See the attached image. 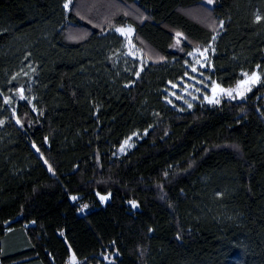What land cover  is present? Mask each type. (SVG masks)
I'll use <instances>...</instances> for the list:
<instances>
[{
  "label": "trees",
  "instance_id": "1",
  "mask_svg": "<svg viewBox=\"0 0 264 264\" xmlns=\"http://www.w3.org/2000/svg\"><path fill=\"white\" fill-rule=\"evenodd\" d=\"M64 3L0 0V264H264V0ZM127 25L144 60L132 75L111 34ZM213 36L210 77L233 88L259 71L261 84L168 107L187 53ZM29 66L11 114L2 95Z\"/></svg>",
  "mask_w": 264,
  "mask_h": 264
},
{
  "label": "rangeland",
  "instance_id": "2",
  "mask_svg": "<svg viewBox=\"0 0 264 264\" xmlns=\"http://www.w3.org/2000/svg\"><path fill=\"white\" fill-rule=\"evenodd\" d=\"M127 26H125L124 28H127ZM115 29L116 28L112 29L111 34L119 37L122 41L119 48L114 51L117 67L119 68V70L127 73V75H132L134 72L139 73L142 69V66L144 65V60L141 51L135 46L133 42L134 31L132 32L130 37L131 44H129L128 38H126L121 33L116 32ZM216 38L217 36L215 37V40H212V43L207 46L208 51L203 55L196 53V55L194 56H187L185 65L186 74L184 75V77L181 80L177 81L175 84H169L167 86V89L163 91V102L168 107L180 112H187L191 111L196 105L217 107L220 106V104H222V102L225 100L239 102L245 100V98L261 84L262 75L259 71H255L259 78L254 83L250 84V90L245 91L242 96L234 94V98H232L226 95L219 94L216 96V98L219 99V103H208V101L204 99L205 96H213L211 92V85L214 80L210 77V73L213 71L212 58L215 54L214 43L216 41ZM195 49H193L192 51L194 52ZM200 49L201 51H203L204 48ZM205 60L207 61V63H204ZM196 61H199V63H196ZM192 66L196 67V72L192 71ZM20 73L21 74L14 76L12 78L13 81H10L9 84H11V86H18V84L21 83L22 85L19 89H23V97L25 98L21 99V93L19 92V89L17 91L11 90V92H5L2 95L3 105L6 106L7 110L11 114L14 113L19 101L29 100V95L25 93V89L28 86V83L32 80L33 68H31L30 66L26 67ZM249 76H251V74H249ZM197 89H199V91H197ZM169 101H171V103ZM188 103H191L192 107H188ZM143 135L144 134H142L141 136L140 134H134L124 140L121 143L120 147L117 148V156L120 157L128 154L135 147L137 142L140 140V137H142ZM125 141H127V143H125ZM121 148H123V150H121ZM102 196H107L104 201H101L99 199L102 206H105L110 201L111 196ZM71 200L74 201L72 198ZM135 207L133 206V208ZM84 212L85 210H82L80 211V214L83 215ZM72 255L73 253L71 252L70 257ZM70 257L68 258L67 264H70ZM106 263L110 264L109 260H107ZM74 264H78L77 259H75Z\"/></svg>",
  "mask_w": 264,
  "mask_h": 264
},
{
  "label": "snow or ice",
  "instance_id": "3",
  "mask_svg": "<svg viewBox=\"0 0 264 264\" xmlns=\"http://www.w3.org/2000/svg\"><path fill=\"white\" fill-rule=\"evenodd\" d=\"M207 2L209 4H211V3H213V0H207ZM70 5H71V0H65V3L63 4V8L66 9V10H72L70 8ZM76 14L79 15V12L77 11ZM81 18L83 19L84 17H81ZM261 19H264V18H262L260 15H257L255 17V20L257 22H259ZM221 25H222V22H221ZM115 31L118 32V33H121L126 38H128V42H129V44H131L130 37H131L132 32L134 31V29L132 28L131 25H128L127 28L117 27L115 29ZM181 35L182 34L179 33V32L176 33L177 37H180ZM212 39L215 40V36H213ZM178 43H179V40H177V44ZM207 51H208L207 47H205L203 49V51H201V49L199 47H197L194 52L190 51V52L187 53V55L194 56V55H196V53H199L200 55H203ZM160 59H163V57H160ZM196 63H199V61H196ZM204 63H207V61L205 60ZM257 67H259V66H257ZM192 71L193 72L197 71L195 66H192ZM242 75L244 76V79L238 80L236 82L235 88H231V87L230 88H223L220 84H217L215 81H213L212 85H211V92H212L213 96L212 97L205 96L204 99H206L208 101V103H219V99L216 98V96L219 95V94L226 95V96H229V97H232V98H234V94L242 96L245 91L250 90V87H249L250 84L254 83L259 78L257 76L256 72H253L251 74V76H249L248 73H243ZM197 91H199V89H197ZM19 92L21 93V99H24L25 97H23V89H19ZM169 102L171 103V101H169ZM186 103H187V101H186ZM188 107H192L191 103H188ZM16 122L20 123V120L17 119ZM2 123H3V121L0 120V124H2ZM125 143H127V141H125ZM121 150H123V148H121ZM45 163H47V161H45ZM49 170H51V169H49ZM97 195L99 196V199L101 201H104L107 198V196H102L99 193H97ZM107 195H111V193H108ZM72 199L75 200L76 197H72ZM130 204H132L134 207L136 206V202L135 201H130ZM83 207H87V205H84ZM75 259H76L75 255L73 254L70 257V264H74Z\"/></svg>",
  "mask_w": 264,
  "mask_h": 264
},
{
  "label": "water",
  "instance_id": "4",
  "mask_svg": "<svg viewBox=\"0 0 264 264\" xmlns=\"http://www.w3.org/2000/svg\"><path fill=\"white\" fill-rule=\"evenodd\" d=\"M7 226V225H6Z\"/></svg>",
  "mask_w": 264,
  "mask_h": 264
}]
</instances>
